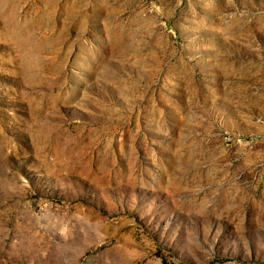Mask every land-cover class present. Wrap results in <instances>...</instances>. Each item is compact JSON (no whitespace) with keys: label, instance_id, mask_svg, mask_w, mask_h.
<instances>
[{"label":"rangeland","instance_id":"rangeland-1","mask_svg":"<svg viewBox=\"0 0 264 264\" xmlns=\"http://www.w3.org/2000/svg\"><path fill=\"white\" fill-rule=\"evenodd\" d=\"M0 264H264V0H0Z\"/></svg>","mask_w":264,"mask_h":264}]
</instances>
